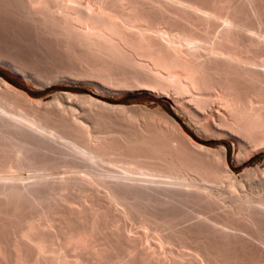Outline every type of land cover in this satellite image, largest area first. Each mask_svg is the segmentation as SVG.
Returning a JSON list of instances; mask_svg holds the SVG:
<instances>
[{
  "label": "bare ground",
  "instance_id": "bare-ground-1",
  "mask_svg": "<svg viewBox=\"0 0 264 264\" xmlns=\"http://www.w3.org/2000/svg\"><path fill=\"white\" fill-rule=\"evenodd\" d=\"M0 7L69 62L50 79L168 97L199 139L237 143V162L264 149V0ZM54 99L0 77V264H264L243 251H264V171L235 172L224 144L158 108Z\"/></svg>",
  "mask_w": 264,
  "mask_h": 264
},
{
  "label": "rangeland",
  "instance_id": "rangeland-1",
  "mask_svg": "<svg viewBox=\"0 0 264 264\" xmlns=\"http://www.w3.org/2000/svg\"><path fill=\"white\" fill-rule=\"evenodd\" d=\"M14 16L15 15H13L12 13L0 7V77L4 78L7 82L12 84L16 88L27 93L31 98L38 99L40 101L42 100V102L45 103L55 101L54 98L56 97L64 99L65 93H72L89 95L110 104H124L127 106H133L135 108L136 105H138L150 110H156L158 108L174 117L198 141L200 140L204 144L213 147H218L220 144H224L227 148L228 161L233 166L235 172L239 173L246 168L253 169L254 167H257V173H259V171L261 172V170L262 172L264 171V149L259 150L258 152H254L251 157L249 156L250 158H245V161L243 160L242 162H237L236 156L240 154V149L237 143L227 138L199 139L197 136H199L200 138L203 137L201 132L198 131L194 123L189 119L188 115L183 113L181 110H178L174 106L172 100L168 97H157L147 91L107 93L98 90L92 84L66 78L61 80L52 78L54 80L53 81L50 78L54 77L57 72L63 71L64 69L68 71L67 68L71 67L69 65V62L64 57H62L52 41L49 42L50 40L48 41L45 37L40 38L41 36L39 37L37 32L30 25L26 24L23 21H20L18 17ZM43 38H45L46 40H44ZM40 77H43L42 80ZM47 77H50L49 80L47 79ZM45 79L46 81H44ZM55 153L51 155L54 161L57 160V162H60L64 160L63 154H60L58 152ZM262 172L260 173V175L262 174ZM257 175L260 176L259 174ZM257 175H254V177ZM85 194L83 193L82 195ZM187 209L191 210L192 208L187 207ZM187 209H181V211H189ZM175 211L178 214L180 212V209L171 210L172 213H175ZM39 213L37 212V214ZM34 214L36 215V217H38L41 213L39 215H37L36 213H33L31 215ZM213 222L214 220L212 221L210 219V216H208V218L207 216H205V218L199 217L196 218V220L194 219L193 221V223L197 225L195 226L197 230H208L209 228L212 229V226L214 225ZM249 243L247 242L245 246L246 248H243L244 253L247 250L245 255L263 257L264 251L262 252L263 254L261 253V255V251L259 252V250H257L256 245H253L252 242ZM247 247H249V249H247ZM251 247L255 248L251 249ZM254 250H257V253ZM253 253L255 254L252 255Z\"/></svg>",
  "mask_w": 264,
  "mask_h": 264
}]
</instances>
